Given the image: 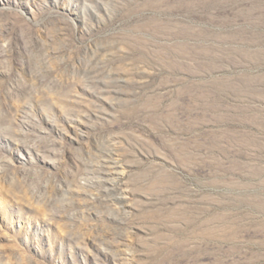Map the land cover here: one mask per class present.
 I'll use <instances>...</instances> for the list:
<instances>
[{"label":"rangeland","instance_id":"rangeland-1","mask_svg":"<svg viewBox=\"0 0 264 264\" xmlns=\"http://www.w3.org/2000/svg\"><path fill=\"white\" fill-rule=\"evenodd\" d=\"M0 264H264V0H0Z\"/></svg>","mask_w":264,"mask_h":264},{"label":"bare ground","instance_id":"bare-ground-1","mask_svg":"<svg viewBox=\"0 0 264 264\" xmlns=\"http://www.w3.org/2000/svg\"><path fill=\"white\" fill-rule=\"evenodd\" d=\"M101 175V174H100Z\"/></svg>","mask_w":264,"mask_h":264}]
</instances>
